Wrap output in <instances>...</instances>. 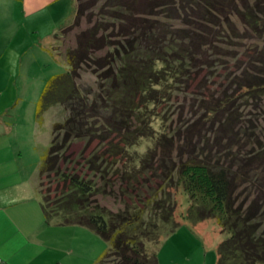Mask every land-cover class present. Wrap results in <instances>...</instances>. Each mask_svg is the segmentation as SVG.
I'll list each match as a JSON object with an SVG mask.
<instances>
[{
    "label": "trees",
    "instance_id": "obj_1",
    "mask_svg": "<svg viewBox=\"0 0 264 264\" xmlns=\"http://www.w3.org/2000/svg\"><path fill=\"white\" fill-rule=\"evenodd\" d=\"M74 3L66 29L85 13L83 0ZM108 5L117 38L113 32L98 35L100 25L79 32L75 47L61 58L64 71L45 81L35 101L36 123L54 107L62 116L52 121L50 145L38 163L39 181L63 183L53 196L38 189L44 222L61 215L65 224L93 229L108 244L99 262L110 255L115 264H158L152 250L158 238L153 236L152 242V234L158 224L173 230L178 222L175 197L167 198L171 208L162 210L157 192L177 189L188 198L185 217L215 219L226 234L216 264H264L263 140L250 127L260 105H240L244 97L264 101V49L258 51L264 38V0H107L103 7ZM246 40H255L252 51ZM249 53L256 54L251 63L262 75H230L229 65L239 67V54ZM83 66L95 76L94 87L80 84ZM220 70L222 76L214 82ZM187 97L192 101L188 115L179 118L185 106L174 101ZM174 115L177 119L163 130ZM95 140L102 153L93 149L85 156ZM142 140L153 141V146L128 164L130 148ZM75 142L83 143L77 156L93 178L66 169L71 162L65 153ZM119 165L128 167L121 172ZM150 169L164 182L145 199L160 209L154 212L161 223H152L151 234H128L124 215L116 221L85 210L91 195L100 191L93 182L97 176L104 180L112 173L121 182H134ZM251 191L255 195L246 203ZM138 211L133 213L138 216ZM73 213L78 216L70 218ZM135 219L143 222L141 216Z\"/></svg>",
    "mask_w": 264,
    "mask_h": 264
},
{
    "label": "rangeland",
    "instance_id": "obj_2",
    "mask_svg": "<svg viewBox=\"0 0 264 264\" xmlns=\"http://www.w3.org/2000/svg\"><path fill=\"white\" fill-rule=\"evenodd\" d=\"M23 1L26 2V7L30 11V14L27 12L26 19L29 34L25 36L28 46H25L26 48H18L21 44L18 43L17 47L15 45L16 51L13 56L18 66H22L23 68L20 72L29 76L31 81L34 82V85L31 86V89H29L27 93V96H29L25 100L28 101L30 98H33L35 101L45 81L51 75L64 71L65 66L61 58L67 49L75 47L79 32L100 25L99 28L101 30H99L100 32L98 35H102L103 33L111 34V32H113L115 36L117 29L115 30L112 28L114 25L112 24L113 21H111L112 15L109 10L110 6H105L106 8L103 7L105 3H107V0H83L85 13L80 16L77 23L72 24V26L67 29L65 27L70 23L74 11V0ZM110 3L109 1V4ZM115 37L117 38V36ZM110 39H112V37H110ZM260 43L261 46H259L260 48L258 51H263L264 38ZM254 44L255 40L245 41V46H247V49H251L250 51L255 47ZM52 53L57 55L53 57ZM98 54L101 55L102 52H98ZM253 55L256 57V54L253 53L246 55L239 54V59L242 63H239V67L231 63L229 65V74L238 76L243 73L244 77H248L254 73H258L257 76L260 77L263 72L259 73V71L262 70H259V67L251 63V61L254 60L250 59ZM222 73L223 70H220L218 76L216 75L213 81L219 80ZM95 81V76L87 72L86 67L83 66L81 78L79 80L80 84L82 86L92 85L94 87ZM193 83H196V81ZM191 102V97H187V99L180 98L178 101H174L176 106H185L183 114L182 116L180 115L179 118H184L188 115V106ZM243 104H245L246 109H254V104L260 105L258 110L255 109L256 114L251 116L252 125H250V127L254 133H260L261 139L263 140L260 145H263L262 150H264V101L262 99L259 102L258 100L244 97L243 100L240 101V105L243 106ZM33 109L35 110V106ZM154 110L158 111V108ZM58 111V108L55 107L52 108V111H46L42 116L41 122L39 124L35 123L40 141L34 143L35 140L33 139L34 141L32 140L33 142L29 143L30 147L34 144L38 145L36 149L32 148L29 153L26 152V157L28 156V159L32 154L37 156L39 160L40 155L49 147L51 123L62 117L59 116L60 113H58ZM176 119V115H174L173 119L171 117L168 122L164 123L163 130L167 129L170 125L169 123L174 122ZM155 128H158L157 122ZM158 135L159 133H157V136ZM108 138L110 139L111 137ZM252 141L254 140L252 139L251 143H253ZM152 144L153 141L151 140H142L136 147H131L128 154L130 159H127L128 164L132 161L131 159L140 158L147 150H150L153 146ZM245 147L246 150H249L248 144ZM83 148L82 142H75L71 145L70 149L66 151L65 154L69 155L71 162L70 164L68 162L66 169L71 172L76 171L74 172L75 174L86 178L88 172L82 164V161L78 159L79 155L77 156V154L82 153ZM93 149L96 150L99 155L102 153L103 147L100 144L98 145V140L93 141L85 150V156ZM159 152H157V154L155 153L156 157L159 155ZM127 167L118 166L121 172ZM131 168L135 172L136 169L133 165H131ZM262 171L263 170H261V172ZM153 172L154 170L150 169L149 173L146 172L144 176L140 177L138 180L134 182L131 181L132 183L128 180H123L124 182H121L118 174L112 175V173H110L107 179L104 180L97 178V176L93 179V182L99 187L100 191H97L98 193L94 192L96 193L95 195H91L88 207L85 208V210L104 213L112 219L116 217V219H114L116 221L120 220L121 216L124 215L126 217L124 222L127 221V223H129L126 225V227H129L126 229L128 234L130 231H136V233L141 236L146 235V231H149L151 234L152 229H154L153 224H155L156 220L158 223H161L156 216L157 214L154 212V210H160L154 208L157 204H154L153 200L151 202L145 201L149 194L148 191L151 189L155 190L161 183L160 178L157 177V173L153 174ZM157 172H159L158 169ZM87 177L93 178L92 176ZM262 179L264 182V176L261 178V181ZM161 184H164V182ZM243 185L245 186V184ZM62 187L63 183H53L49 178H43L42 182L37 179L36 183L37 190L39 189L40 191L47 192L50 196H53V194L58 192V189L60 190ZM172 190L173 189H171V191ZM179 191L180 190L177 192L176 189L173 190L172 193L168 192V194L165 193V190H159L157 192L158 202H160V205L163 207H161L162 210H169L172 204L167 198L172 199L175 197L176 207L174 211V220L178 222V226L173 230L169 229V224L166 226L158 224L154 231L155 234H152V242L154 240L153 236H155V239L158 238V244L156 246L153 245L152 248V250H155L158 264H216L218 259V245L226 238V234L221 232L215 219L195 222L185 217L184 215L187 214L186 212L188 210V198L179 193ZM254 195L255 193L251 191L250 196L246 199V203H249ZM138 210H140V214L137 216L133 211L139 212ZM141 210H143V212H141ZM75 216H78V213H73L70 218ZM139 216L143 219L141 224L135 221V218ZM63 220L64 218H62L61 215L52 216L49 219L50 222H45L46 224L44 226L37 227L38 229L34 231V235L32 234L27 238L34 246L24 247L19 254L11 256L10 260L13 261V264H52L54 262H59L61 264L116 263V261H114L115 257H110V255H106L103 261H98L100 254L108 250V244L93 229L81 225L65 224ZM122 225L123 224H121V227H125ZM116 227H120V224ZM148 247L150 250V246ZM15 252L17 251L15 250Z\"/></svg>",
    "mask_w": 264,
    "mask_h": 264
},
{
    "label": "crops",
    "instance_id": "obj_3",
    "mask_svg": "<svg viewBox=\"0 0 264 264\" xmlns=\"http://www.w3.org/2000/svg\"><path fill=\"white\" fill-rule=\"evenodd\" d=\"M27 12L23 0H0V264H13L10 257L32 246L27 238L46 224L36 188L39 160L26 157L38 145L29 143L40 141L36 99L25 100L34 82L13 56L15 45L28 46Z\"/></svg>",
    "mask_w": 264,
    "mask_h": 264
}]
</instances>
